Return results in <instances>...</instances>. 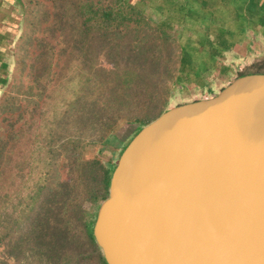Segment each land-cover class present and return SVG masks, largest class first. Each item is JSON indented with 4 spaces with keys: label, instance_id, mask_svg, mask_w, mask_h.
<instances>
[{
    "label": "trees",
    "instance_id": "16d2710c",
    "mask_svg": "<svg viewBox=\"0 0 264 264\" xmlns=\"http://www.w3.org/2000/svg\"><path fill=\"white\" fill-rule=\"evenodd\" d=\"M46 1L23 3L26 29L19 45H25L21 61L30 76L16 90L24 88L29 111L49 85L56 98L37 132L41 162L16 161V173L8 177V161L0 157V260L106 264L92 229L118 158L91 157L88 149L118 148L119 156L143 125L168 108L177 51L169 34L131 0ZM9 81L0 89V113L13 117L18 110L14 121L27 124L21 98L1 91ZM124 124L132 131L121 137ZM86 204L95 208L87 218L80 214Z\"/></svg>",
    "mask_w": 264,
    "mask_h": 264
},
{
    "label": "water",
    "instance_id": "95a60500",
    "mask_svg": "<svg viewBox=\"0 0 264 264\" xmlns=\"http://www.w3.org/2000/svg\"><path fill=\"white\" fill-rule=\"evenodd\" d=\"M92 233L106 264H264V73L143 125Z\"/></svg>",
    "mask_w": 264,
    "mask_h": 264
},
{
    "label": "crops",
    "instance_id": "0c3cea01",
    "mask_svg": "<svg viewBox=\"0 0 264 264\" xmlns=\"http://www.w3.org/2000/svg\"><path fill=\"white\" fill-rule=\"evenodd\" d=\"M24 1L0 0V89L14 65ZM131 2L175 44L177 71L168 107L213 96L237 76L264 73V0Z\"/></svg>",
    "mask_w": 264,
    "mask_h": 264
},
{
    "label": "rangeland",
    "instance_id": "374dc122",
    "mask_svg": "<svg viewBox=\"0 0 264 264\" xmlns=\"http://www.w3.org/2000/svg\"><path fill=\"white\" fill-rule=\"evenodd\" d=\"M48 3V0L46 1ZM26 17L27 13L24 11V18H23V26L22 31L26 29ZM16 42L14 46V65L11 70L10 75V81L9 83L2 89L3 92H10L14 93L16 96L21 98L20 100L22 103V108L19 111H22L23 117L27 120V124H22L21 121H14V117L17 114L18 110H16L13 113V117L9 116V114L5 113L4 111L0 113V157H2L5 161H8V170L7 175L8 177H11L14 175L15 169L13 168V164L16 161L25 159L29 161H34L35 163L41 162L42 158V151L39 147V140L37 139V132L40 129V125H43L41 119L45 118L49 115L51 112V105L55 103L54 98L55 95L52 96V91L50 92L51 85L48 86L47 92L40 98V103L38 108L29 111L27 108H24L25 100H24V94H22V88H19L16 90L17 85L27 84L29 82V76L28 75V67L23 64L21 59L24 57V47L25 45H19V41ZM59 46H56V49H58ZM59 63L61 60H58ZM41 62L36 61L35 64L39 65ZM58 68V67H56ZM77 80V79H76ZM72 83V82H71ZM69 83V84H71ZM74 83H72L71 86H73ZM17 93V94H16ZM70 91L67 92V94L70 96ZM61 95V94H60ZM52 96V97H51ZM4 97V96H3ZM2 95L0 96V101L3 99ZM51 97V100L49 103L45 104V102ZM174 100L173 102H176ZM170 102V101H169ZM3 117H6L3 119ZM11 119V120H10ZM10 121H13V123L10 124ZM21 134L20 139H14L13 133L19 128ZM121 137L126 136L129 132L132 131V126L129 124H124L121 128ZM119 129V130H120ZM112 138V137H111ZM116 138L109 139L110 141H115ZM99 145H94L92 147H89L88 149V156H93L98 154L107 155L112 157V161H115L118 158V148L114 149V152H110L109 150H103L101 153V149H98ZM7 164V163H6ZM15 172V173H14ZM37 173V172H36ZM9 190V188H7ZM86 209V210H85ZM94 207L92 208L89 204H86L84 206V213L83 211H80V214L83 216L86 215V218L89 217L90 212L94 211ZM0 264H16V262H13L10 258L5 259V261L0 260Z\"/></svg>",
    "mask_w": 264,
    "mask_h": 264
}]
</instances>
